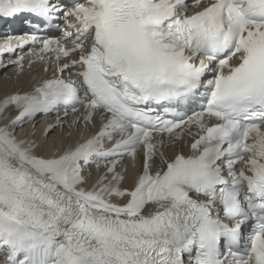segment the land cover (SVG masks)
I'll use <instances>...</instances> for the list:
<instances>
[{"label":"snow or ice","instance_id":"6c2138e0","mask_svg":"<svg viewBox=\"0 0 264 264\" xmlns=\"http://www.w3.org/2000/svg\"><path fill=\"white\" fill-rule=\"evenodd\" d=\"M192 2L193 14L188 0H0V21L34 29L0 54L39 43L57 61L78 55L58 68L78 69L75 81L0 102V118L18 111L0 126V264H264V0ZM46 27L63 42L38 35ZM81 108L101 127L75 147L42 156L17 139L38 114ZM186 131L189 154L165 158L164 135ZM141 148L122 189L117 167ZM106 165L88 189L85 171Z\"/></svg>","mask_w":264,"mask_h":264},{"label":"bare ground","instance_id":"6f19581e","mask_svg":"<svg viewBox=\"0 0 264 264\" xmlns=\"http://www.w3.org/2000/svg\"><path fill=\"white\" fill-rule=\"evenodd\" d=\"M19 58L7 62L0 71V102L6 99L8 96L14 94H26L32 93L34 89L43 84L46 80L55 78L57 73V65L53 62V70L47 69L45 71V65L51 63V60H45L43 63L39 60L23 59V67L19 68L15 63ZM78 59V55H76ZM32 60V61H30ZM30 61V62H29ZM66 60H60L61 66L66 63ZM45 64V65H44ZM78 69H73V73ZM85 109L81 108L79 113L81 114H69L64 120H61L63 127H58L55 119H36L33 122L26 123L22 128H16L15 134L17 139H24L26 141H34L38 145L36 152L37 155L50 156L54 151H64L68 147H75L77 143H83L87 139L96 134L101 127V118L99 115L93 117L92 123L86 125L84 121ZM18 115V111L10 107L4 114V118H0V126L10 123L11 119H14ZM73 120H79V126H72ZM52 126L53 131L45 135L47 129ZM191 129H194L193 127ZM192 132V131H191ZM191 135L186 131L180 141L164 140V145L160 149L165 152V158H171L176 150L183 148L184 154H189L188 145L192 140ZM160 141V140H159ZM155 141L154 143H158ZM142 148L138 150L137 159L133 162L132 158H126L121 162L117 168V172L124 176V180L121 182L120 187L122 189H132L137 175L142 169ZM159 155L157 154L156 160L159 163ZM91 168L85 171L84 175L88 181L86 187L91 189L96 185L102 177L105 176L107 168ZM108 179H111L109 175Z\"/></svg>","mask_w":264,"mask_h":264}]
</instances>
